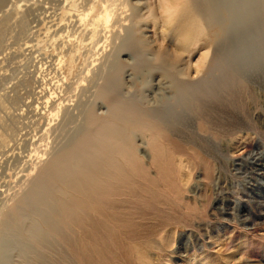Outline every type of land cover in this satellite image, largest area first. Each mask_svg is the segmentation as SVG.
<instances>
[{
	"label": "rangeland",
	"instance_id": "1",
	"mask_svg": "<svg viewBox=\"0 0 264 264\" xmlns=\"http://www.w3.org/2000/svg\"><path fill=\"white\" fill-rule=\"evenodd\" d=\"M165 9L160 0H0V264H264V68L239 79L215 62L208 37L186 30L190 8L176 20ZM131 31L149 59L179 57V78L206 79L205 89L179 108L172 135L139 133L135 151L120 145L131 151L88 201L97 228L87 225L82 254L43 225L61 219L49 218L46 199L29 198L89 111L108 116L100 89L115 61L123 93L135 92L131 54L121 52ZM70 234L82 239L76 226Z\"/></svg>",
	"mask_w": 264,
	"mask_h": 264
},
{
	"label": "bare ground",
	"instance_id": "2",
	"mask_svg": "<svg viewBox=\"0 0 264 264\" xmlns=\"http://www.w3.org/2000/svg\"><path fill=\"white\" fill-rule=\"evenodd\" d=\"M160 2L161 8H166L164 12L170 20L181 19L180 15L185 14L182 10L190 8L189 13L195 20L184 16L187 18L184 22L188 24L186 30L190 33L195 30L199 34L198 38L208 37V41L216 45L215 62L224 63L228 71L229 68L237 71L239 79L247 78L250 73H259L264 68V0ZM186 39L187 42L194 40L190 34ZM195 40L201 42L202 39ZM149 50L148 44L136 38V33L131 31L121 52L129 51L131 54V69L126 77L130 84L128 88L135 89V92L127 95L123 93V88H126L123 83L126 70L115 61L100 89L108 116L101 119L94 111H89L85 130L55 156L45 171V177L38 182L29 198L36 202L46 199L47 209H50L49 218L53 219L59 213L65 223H61L60 219L58 223L51 224L49 220L47 222L46 216L43 225L47 224L51 236H57V239L69 245H76L82 254L90 243L87 227L97 228L96 221L87 211L88 201L94 200V194L105 183L115 179L111 173L120 166L116 156L126 158L131 151L120 145L130 146L135 151L133 141L138 139L139 133L147 134L152 139H157L162 133L172 135L169 128L174 126L180 116L179 108L189 104L205 86L206 79L193 82L179 78L183 75L177 71L182 62L179 57L172 58L169 53H165L149 59ZM109 169L113 171L105 173ZM62 224L69 230L63 229ZM73 226L80 229L81 240L70 234ZM31 236L41 243L37 241L40 239L38 233L34 232Z\"/></svg>",
	"mask_w": 264,
	"mask_h": 264
}]
</instances>
